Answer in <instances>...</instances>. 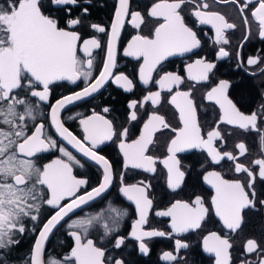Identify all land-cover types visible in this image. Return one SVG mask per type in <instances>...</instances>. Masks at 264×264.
<instances>
[{"label":"snow or ice","instance_id":"6c2138e0","mask_svg":"<svg viewBox=\"0 0 264 264\" xmlns=\"http://www.w3.org/2000/svg\"><path fill=\"white\" fill-rule=\"evenodd\" d=\"M92 0H0V264H15L9 259L13 247L19 244L16 234L28 231L27 223H33L32 231L39 228L38 238L29 254L27 264H127L123 258L128 237L113 235L119 230V219L127 215L126 210L111 207L109 211L116 219L110 226L103 224L104 237L113 236L108 243L113 250H120L117 256L106 255V248L97 246L87 239L90 227L101 215L75 219L68 223L69 235L74 246L62 259L48 255L45 259V242L49 235L70 214L76 215L84 206L95 204L112 187L115 179L112 164L98 151L107 141H118L125 169L155 173L158 161L167 174V187L172 192L182 190L185 184L186 169L178 154L201 150L207 153L211 164L222 161L233 162L236 174H244L235 179H226L219 171H207L203 181L214 190L210 203L200 195H194L191 202L176 200L156 216L170 218L171 232L152 229L145 230L153 201L149 198L150 184L140 181L134 184H121L119 193L135 204L138 219L135 220L130 237L137 242L140 253L149 254L148 241L153 237L182 235L201 229L209 217L210 210L222 226L230 232L244 226V211L264 206V158L252 161L256 169L246 166L239 158L248 154L245 142L235 144V152L222 151L217 142L226 143L233 134L221 125L233 130L254 131L258 135L260 151L264 153V91H259L260 103L251 113L240 110L229 96L232 87L228 80H219L206 92L205 99L219 107V119L215 126L204 131L200 123L197 104L192 98L191 89L176 91L169 104L176 110L178 123L173 126L158 111L152 112L143 123L138 138L129 141V129H117L113 121L93 113L81 119L83 138H78L65 126L61 111L68 105L92 97L112 80L126 91H132L133 81L125 74H114L116 68V44L125 22L129 20L134 29L148 28L147 34L140 31L132 36L124 49V55L142 61L138 68L139 81L147 86L153 80V73L159 75L163 63L173 56L194 53L201 48L193 24L211 25L215 30L216 44L221 45L218 58L229 56L224 45L229 44L226 30L237 27L226 16L212 11L208 0H156L147 9V14L131 9V0H118L109 29L89 20ZM234 5L246 27L250 31L252 21L258 22V35L264 39V0H213V4ZM79 9L78 15L73 10ZM52 12L62 15L53 16ZM149 23L151 27H149ZM63 24V26H61ZM104 33L108 36L106 54L99 74L95 75L96 57L93 50L101 48V41L95 36L82 38L83 30ZM248 37L245 36V39ZM249 66L262 63L260 57H250ZM214 63L197 59L187 66L188 79L208 81ZM264 75V67L259 73ZM78 81L84 83L80 91L49 103L53 85L61 82ZM161 89L173 91L183 83V78L174 72H165L155 81ZM162 107L161 93L149 92L143 101L128 103L129 121H137V109L145 103ZM48 104L50 109L48 124L40 118L39 106ZM104 112L109 108L105 107ZM49 127L52 129L50 132ZM167 137L163 158L151 154V148L158 142L157 133ZM71 145L83 159L77 158L63 143ZM57 151L60 156L48 163H40L44 154ZM97 165L102 169L101 181L90 190L88 180L73 174L75 167L88 168ZM259 182V187L257 186ZM54 210L46 220L42 219L44 207ZM103 212V209L101 210ZM66 222V221H65ZM229 239L217 232L204 236L203 250L214 255L216 264H232ZM189 244L175 240V249L164 252L163 259L169 264H181L180 250H187ZM252 256L253 259H248ZM183 264H187L184 259ZM239 264H264V243L248 239L244 246V258Z\"/></svg>","mask_w":264,"mask_h":264},{"label":"flooded vegetation","instance_id":"af4514ba","mask_svg":"<svg viewBox=\"0 0 264 264\" xmlns=\"http://www.w3.org/2000/svg\"><path fill=\"white\" fill-rule=\"evenodd\" d=\"M154 2H156V0H131V9L133 11H140L142 15L146 16L147 9ZM208 2L212 5L210 10L224 14L230 22H234L237 25L233 30H226L229 44L224 45V47L225 50L229 52V56L218 58L221 45L214 42L215 30L211 25L193 24V20L189 19L188 22L190 26H194V30L197 31L198 38L201 40V48L195 50L194 53L170 57L163 63V69L159 73V75H163L165 72H174L183 78V83L179 85L178 88L173 87L172 92H168L167 89H161L160 86L155 83V81L159 79V75L153 73V80L145 86L138 78V68L142 61H137L132 57L125 56L124 49L127 47L132 36L136 35L138 31H140L141 34H147L148 28L142 26L140 30L134 29L129 18V20L125 22V26L121 30L119 40L116 44V68L113 71L114 74L123 73L127 75L133 81V90L126 91L110 80L100 92L62 110L60 115L65 126L68 127L74 135L82 139L84 133L80 120L86 119L92 116L93 113H96L103 116L105 119L113 121L117 129L128 128V139L131 141L138 138L143 123L154 111H158L159 114L164 115L165 118L175 126L178 123L176 119V110L168 101L176 91H188L191 89L192 98L197 104L200 123L203 130L206 132L215 126V123L219 119L220 110L217 105L207 101L205 95L206 92L210 90L211 87H214L221 79L228 80L232 85L229 89V96L233 99L234 103H237V106L242 112L249 114L255 110L257 105L261 102L258 92L264 91V75L251 74L259 73V68L264 67V39H261L258 35V22L252 21L249 26L250 31L246 30L237 8L234 5L213 4V0H208ZM253 2L255 3V0H253ZM117 3L118 0H92L90 5H85L89 8L90 22L100 24L110 31V24ZM51 14L57 17L62 15L58 12H52ZM78 14L79 9H74L73 15ZM61 26H63V24ZM149 27H151L150 23ZM93 36L101 41V48L93 50V55L96 57V71L94 74L98 75L99 70L103 66V60L105 59L108 36L104 33H95L88 29L82 31L83 39H89ZM245 36L248 38L245 39ZM250 57H260L262 58V63L256 66H249L246 61ZM202 58L216 65V68L213 69V74H210V79L208 81L189 80L187 66L194 63L197 59ZM61 83L62 86H52L49 103L54 104L57 99L66 95H71L75 91H80L85 86L82 81H78L76 84L66 81ZM156 91L161 93L162 107L153 106L151 102L145 103L143 107H139L138 105V120L129 121L128 103L132 100L138 102L143 101V98L148 95L149 92ZM43 105L48 104L45 103L39 106L40 118H38L37 123L44 117ZM105 107L109 108L108 112L103 111ZM49 112L50 109L48 107L46 124H48ZM261 127L264 128V125ZM221 128H227L229 131H232L233 134L227 137L226 143L217 142V147L222 151L235 152V144L241 141L245 142L249 151L248 154L240 157L239 161L246 166L256 169L257 166L253 165L252 161L264 158V153L260 151L257 133L254 131L243 132L240 130H233L231 126L226 125H221ZM48 130L50 132L52 131L50 127ZM170 135L171 133L168 131H165L163 135L157 133L158 142L150 150L152 155L161 158L165 156V144L167 137ZM56 138L59 141V138ZM59 142L63 143L62 141ZM64 146L69 151H72L77 158L83 159L77 152L73 151L65 144ZM98 151L112 164L115 177L113 185L102 198L97 199L95 204L84 206L83 210H78L76 215L70 214L69 217L65 218L66 222L62 221L61 226L53 230L45 244V259L48 255L62 259L70 252L71 247L74 246V240L69 235L71 229L68 228V223H71V221L75 219L96 215H101V219L94 221V224L90 227L87 239H92L97 246L105 247L107 250L106 255L117 256L120 250H113L112 245L108 243L109 240L113 239V236L104 237L103 235V224L108 223L111 226L116 219L115 214L108 210L109 202H111V207L127 211V215L123 216L118 221V232L113 234L128 237L126 240V248L123 252V258L127 261V264H169V262L163 259V253L175 249L176 239H181L189 244L187 250H180L179 252L181 264H183L184 259L187 260V264H216L214 255L203 250L204 236L213 231L217 232L222 237L228 238L232 244L233 247L230 249L232 264H239L240 260L244 258V246L248 239H255L258 242L264 243V206L258 205L256 209H246L244 211L243 215L245 222L241 230L230 232L222 226V223L219 222L218 218L215 217L214 213L210 210L209 217L206 219L201 229L182 235L172 233L171 236L153 237L148 241L150 249L149 254L144 255L140 253L137 242L129 235L135 220L138 219V214L135 204L119 193L121 176H123V183L125 184H134L144 181L146 184L151 185L149 189V198L153 201V207L149 211V222L144 226V229H156L164 231L165 233H170L172 231L170 227V218L159 217L156 216L155 213L170 207L171 203L176 200L191 202V200L194 199L193 194L202 196L206 203H210L214 190L203 181V174H206V170L219 171L226 179H235L238 175L243 176L244 174L235 173L233 162L225 160L218 165L211 164L210 158H207L206 152L191 150L190 152L178 154L187 174L185 176V184L182 185V190L172 192L167 187L166 169L159 161L156 165L155 173H146L142 170L125 169L123 167V156L119 151L118 141H107L105 144L100 145ZM59 156L60 153L57 151L46 153L44 154V159L40 161V163H48ZM101 173L102 169L94 164L86 169L80 167H75L73 169V174L78 178L88 180L87 188H82L81 194L85 190H90L101 181ZM257 186L259 187V182ZM260 198L264 199V197ZM102 209L103 212L101 211ZM52 214H54V210L49 207L45 206L41 210L43 220H46ZM29 225L30 227H34L33 223H29ZM19 259L21 260V264H27V256L20 255ZM248 259L251 260L253 257L249 256Z\"/></svg>","mask_w":264,"mask_h":264},{"label":"trees","instance_id":"16d2710c","mask_svg":"<svg viewBox=\"0 0 264 264\" xmlns=\"http://www.w3.org/2000/svg\"><path fill=\"white\" fill-rule=\"evenodd\" d=\"M47 111H48V105H43V112H44V117H43V121L46 123L47 121ZM43 219V217H42ZM27 228L28 231H26L24 234H16L14 239H18L19 240V244L15 245L13 247L11 256L9 257V259H11L12 261L15 262V264H21V260L19 259V256L21 255H25L27 256L28 259V255H29V250L32 247V242L34 241V237L38 231V228L36 231H32L31 229L33 228L30 227L29 223H27ZM24 262L26 263V261L24 260Z\"/></svg>","mask_w":264,"mask_h":264},{"label":"water","instance_id":"95a60500","mask_svg":"<svg viewBox=\"0 0 264 264\" xmlns=\"http://www.w3.org/2000/svg\"><path fill=\"white\" fill-rule=\"evenodd\" d=\"M67 82V81H66ZM55 103V102H54ZM76 103V102H75ZM68 106H70V105H68ZM68 106H66V107H68ZM62 112V111H61ZM66 146H68L69 148H71L73 151H75V152H77L76 151V149H73L72 147H71V145H67V143L66 142H64V141H62ZM78 153V152H77ZM79 155H81L82 156V154L81 153H78ZM56 159V158H55ZM38 235H39V231H38V233L36 234V236H35V238H34V242H33V244H32V248H33V246H34V243H35V240L38 238ZM50 236V235H49ZM47 242V241H46ZM46 242H45V244H46ZM32 248H31V250H32ZM31 252V251H30Z\"/></svg>","mask_w":264,"mask_h":264}]
</instances>
